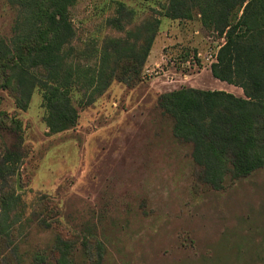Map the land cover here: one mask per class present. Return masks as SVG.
Listing matches in <instances>:
<instances>
[{
  "label": "rangeland",
  "instance_id": "rangeland-1",
  "mask_svg": "<svg viewBox=\"0 0 264 264\" xmlns=\"http://www.w3.org/2000/svg\"><path fill=\"white\" fill-rule=\"evenodd\" d=\"M169 2L78 0L70 9L69 61L91 71L113 40L142 50L139 30L159 20L137 82L115 80L102 95L73 90L79 117L70 129L51 134L42 89L26 110L0 89V159L12 148L19 156L0 175V264H59L64 255L69 264H264V168L228 173L214 189L158 107L182 88L244 97L210 71L225 38L196 12L171 19ZM21 9L0 0V36H13ZM256 26L246 47L264 73V23Z\"/></svg>",
  "mask_w": 264,
  "mask_h": 264
},
{
  "label": "trees",
  "instance_id": "trees-1",
  "mask_svg": "<svg viewBox=\"0 0 264 264\" xmlns=\"http://www.w3.org/2000/svg\"><path fill=\"white\" fill-rule=\"evenodd\" d=\"M77 1L9 0L24 11L15 21L13 36H0V89L10 92L22 110L28 108L35 89H42L51 134L77 123L78 111L71 101L74 89H93L102 95L115 80L129 86L137 82L159 28V20H155L139 30L140 36H147L142 50L136 44L120 48L122 41L113 40L100 52L98 70L76 67L69 60L75 35L70 9ZM237 8L242 12L239 18ZM194 12L205 28L225 38L211 65L212 76L242 89L244 97L182 88L161 95L158 107L173 121L174 136L192 145V157L202 169L204 181L220 190L228 173L245 178L264 168V73L255 68L253 47H246L256 25L264 23V0H170L166 15L191 20ZM112 60L114 68H110ZM123 63L129 65L120 73ZM14 151L10 149L0 159V175L19 162ZM58 263L70 261L64 255Z\"/></svg>",
  "mask_w": 264,
  "mask_h": 264
}]
</instances>
